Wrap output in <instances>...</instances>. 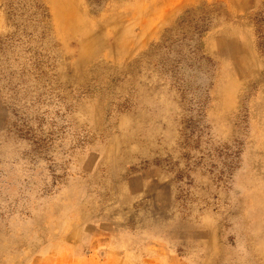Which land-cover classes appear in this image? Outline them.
Instances as JSON below:
<instances>
[{
  "label": "rangeland",
  "instance_id": "1",
  "mask_svg": "<svg viewBox=\"0 0 264 264\" xmlns=\"http://www.w3.org/2000/svg\"><path fill=\"white\" fill-rule=\"evenodd\" d=\"M187 1L0 0V264H264V0Z\"/></svg>",
  "mask_w": 264,
  "mask_h": 264
},
{
  "label": "bare ground",
  "instance_id": "2",
  "mask_svg": "<svg viewBox=\"0 0 264 264\" xmlns=\"http://www.w3.org/2000/svg\"><path fill=\"white\" fill-rule=\"evenodd\" d=\"M192 1L195 0H188L187 2L190 3ZM51 4L57 24L59 23L60 20L62 21L66 20L67 21L65 22L66 24L68 23L69 26H74L73 23H75L76 20H78L77 15L79 11L78 8L79 0H51ZM165 19L167 20V18ZM165 19L162 21H165ZM136 20H142V19L137 18Z\"/></svg>",
  "mask_w": 264,
  "mask_h": 264
},
{
  "label": "trees",
  "instance_id": "3",
  "mask_svg": "<svg viewBox=\"0 0 264 264\" xmlns=\"http://www.w3.org/2000/svg\"><path fill=\"white\" fill-rule=\"evenodd\" d=\"M88 3H89V5L91 6V7H93V9H95V10H101V8H99V7H101L103 4V0H88ZM97 8H99V9H97ZM261 22H264V20H260Z\"/></svg>",
  "mask_w": 264,
  "mask_h": 264
}]
</instances>
